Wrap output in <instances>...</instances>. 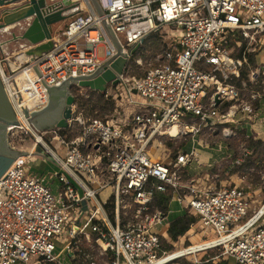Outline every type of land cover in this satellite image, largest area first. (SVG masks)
<instances>
[{
	"label": "built area",
	"instance_id": "2783aa9c",
	"mask_svg": "<svg viewBox=\"0 0 264 264\" xmlns=\"http://www.w3.org/2000/svg\"><path fill=\"white\" fill-rule=\"evenodd\" d=\"M80 1L85 15L74 16L61 37H53L50 51L10 69L7 83L0 74L18 118L22 109L46 105L48 87L91 75L116 53L104 21L130 60L129 49L162 28L173 30L176 41L141 78L120 77L116 98L120 107H133L130 115L115 111L110 120L85 121L77 110L73 122L80 131L69 141L58 138V129L30 128L33 153L21 151L27 155L0 177V264L55 262L56 244L74 259L70 247L79 236L95 245L89 264H168L175 259H163L167 216L153 208L155 194L168 191L182 214L196 217L211 236L201 251L221 248L236 264H264V203L245 220L243 189L202 192L182 180L193 153L181 150L173 160L151 162L147 150L155 139H175L173 130L176 138L206 129L223 139L238 132L245 141L264 142V58L257 62L264 55V0H96L101 17L89 0ZM145 22L151 27L129 36L128 25ZM251 154L245 148L235 164ZM36 155L49 158L56 170L29 175ZM107 191L112 196L101 201ZM180 252L193 254L191 247Z\"/></svg>",
	"mask_w": 264,
	"mask_h": 264
},
{
	"label": "rangeland",
	"instance_id": "374dc122",
	"mask_svg": "<svg viewBox=\"0 0 264 264\" xmlns=\"http://www.w3.org/2000/svg\"><path fill=\"white\" fill-rule=\"evenodd\" d=\"M81 3L82 2L80 1V4ZM80 14L85 15L83 11H81ZM72 19L73 18L60 23V31H54L55 38L61 37V33H63ZM152 36H157L156 39L158 40L155 41L154 45L147 44L144 48V44H142L140 49L143 48V50L139 53V57L135 60L132 59L133 62H129L126 77L136 79L141 78L149 67L159 64L163 51L166 50L169 44L175 43L177 34L168 27H165L148 35L144 40ZM4 38V34H0V72L3 70L4 74L7 75L10 71V61L17 66L22 65L25 61L23 62L20 60L18 63L16 60V58H18L17 55L22 52H20V49L15 44L16 42H11L7 49L4 48ZM163 46H165V48ZM103 51V48L98 50L99 57L104 56ZM263 58L264 55L260 54L257 57V62L261 63ZM138 59L141 61L140 64L136 63V60ZM118 88H120L118 84L116 86L109 85L105 93H97L87 89H77L73 87L70 90V93L74 96L77 102L72 120L69 122L71 127L63 133L61 130L57 131L58 138H61L64 141H69L73 136L78 135L80 130L73 122V119L77 115V110L82 113L85 121L110 120L116 115L117 112L115 111L130 115L134 109L133 107H120V100L119 98H116ZM105 101H114L115 109L112 113L103 112L100 109L102 103ZM33 142L34 139L28 129H14L10 131L8 135V143L10 147L18 151L30 149ZM53 145L56 146V144ZM247 146L248 142L244 140L242 133L237 132L236 137L223 139L219 133L214 134L205 129L196 136L187 135L172 140L155 139L147 150L151 162L159 160L166 161L167 159L173 160L175 154L181 150L193 153L192 162L183 169L182 180L185 183L193 182V185L202 192L217 191L222 187L228 186L243 189L248 195V214L245 218L246 220L264 203V148L252 152L248 159L249 161L247 160L242 165L235 164L243 150H245V148L247 149ZM38 150L40 151V148ZM59 154H62L60 150ZM28 163L27 171L31 176L41 177L49 173L47 171L51 172L55 170V166L49 158L48 160L42 159L36 155L32 156ZM258 189V194L253 193V190ZM111 196V192L107 191L104 193L103 200H109ZM181 213L180 205L171 201L167 218L161 232L165 234L169 223L180 216ZM186 213L187 212L184 214ZM124 217L126 220L130 219V211L127 213V216ZM203 232L204 231L201 230L198 221H196V223L191 226L190 230L183 237L179 238L177 242H171L167 236H165V239H163L165 244L161 241L162 248L166 253L164 257L175 252L183 251L188 247L198 246L209 241L211 236L207 237ZM90 241L91 242L88 243L85 236H79L76 238L70 247L71 252L74 254V259L69 256V253L66 250H63L62 244H56L53 255L56 256L57 261L43 264H89L87 253H91V249H96L93 240L90 239ZM168 245L171 246L169 250L167 249ZM206 263L236 264L234 259L227 258L223 255V249L221 248L198 251L177 258L168 264ZM97 264H103V262L98 261Z\"/></svg>",
	"mask_w": 264,
	"mask_h": 264
},
{
	"label": "water",
	"instance_id": "95a60500",
	"mask_svg": "<svg viewBox=\"0 0 264 264\" xmlns=\"http://www.w3.org/2000/svg\"><path fill=\"white\" fill-rule=\"evenodd\" d=\"M89 1L101 17L102 11L96 0ZM80 12V2L76 0H0V34L9 33L10 42L28 43L30 48L25 51V56L32 60L51 50L54 26ZM103 25L116 53L93 74L70 78L59 86L48 87V100L42 109L33 112L22 109V115L31 127L38 131L65 130L73 117L75 98L70 93L73 87L105 93L109 85L119 84L131 60L123 53L122 45L112 29L105 21ZM143 43L144 38H141L129 49V56L134 57ZM17 127H20V121L0 75V177L19 156L27 155L8 143L11 129Z\"/></svg>",
	"mask_w": 264,
	"mask_h": 264
},
{
	"label": "trees",
	"instance_id": "16d2710c",
	"mask_svg": "<svg viewBox=\"0 0 264 264\" xmlns=\"http://www.w3.org/2000/svg\"><path fill=\"white\" fill-rule=\"evenodd\" d=\"M157 37V36H156ZM156 37H148L144 40V46H147V44H155V41L158 40L156 39ZM167 44V43H165ZM165 48V46H163ZM143 48L139 49L137 51V53L134 55L133 60L137 59V57H139V53L142 52ZM133 60H131L133 62ZM130 61V62H131ZM250 61L253 64L254 60H253V55L250 56ZM129 67V65H128ZM128 69H126L125 72H127ZM77 102V100L75 99V103ZM100 109L103 112H107V113H112L115 109V103L114 101H105L104 103H102V106L100 107ZM71 127V126H70ZM68 127V128H70ZM61 130V132H65L66 130ZM74 137V136H73ZM72 137V138H73ZM70 140V139H69ZM248 142V146L247 149L251 150L252 152L257 151L259 149H263L264 148V142L257 140V141H253L251 139L247 140ZM249 161V160H248ZM254 162V161H253ZM172 200V193L171 191H168L167 193H156L154 196V203H153V208L158 210L159 212H161L164 216H167L168 211H169V204ZM108 208L112 209V205H108ZM110 218L113 221V215L110 214ZM198 219L192 215L189 214H183L181 216H178L177 218H175L173 221H171L167 227L165 236H167V238L171 241V242H177L179 238L183 237L191 228L192 225H194L196 223ZM162 243L165 244V241L162 239ZM171 248L170 245L167 246V249L169 250ZM208 264V263H206Z\"/></svg>",
	"mask_w": 264,
	"mask_h": 264
},
{
	"label": "bare ground",
	"instance_id": "6f19581e",
	"mask_svg": "<svg viewBox=\"0 0 264 264\" xmlns=\"http://www.w3.org/2000/svg\"><path fill=\"white\" fill-rule=\"evenodd\" d=\"M76 1H79V0H76ZM80 7H82L81 9H83V5H81ZM149 27H151V23H150V22H145V23H142V24H134V23H133V24H130V25L127 26L128 34H129L130 37H134V36L137 35L139 32H141V31H145V30H147ZM17 57H18V58H16V60H17L18 62H19L20 60H21V61H27V60H28V58L25 56V53H19V54L17 55ZM9 65L12 67V70L17 69V67H18L15 63H13V62H11V61L9 62ZM10 66H9V68L11 69ZM0 74L2 75V78H3V80L5 81V83H7V76H6V75H3V74H4V73H3V70H1ZM21 79H22L21 75H18V76H17V79H16V83H17L18 85H21ZM8 90L11 91V90H10V87H9ZM22 93H23L22 95H24V97L26 98L27 96H26V94L24 93L23 90H22ZM25 101H26V100H24V102H25ZM25 105L29 106L30 103L27 102ZM21 109H22V108H21ZM18 113H19V112H18ZM19 121H20V127L12 128L11 130H14V129H20V130H22V129H28V130H30L31 126L28 124L27 120L23 117V115H22V116L20 115V113H19ZM171 133H172L171 136L176 138L175 130H173ZM32 151H33L32 148H30V149L28 150L29 153H33ZM175 203H176V202H175ZM173 205H174V203H173ZM202 245H207V243L204 242V243H202L201 245L191 247V252H192V253H196V252H198V251H201V249H203V248H200V247H202ZM198 248H199V249H198ZM180 253H181V252H175V253L169 254L167 257L163 258V259H164V263H168V262H170V261H172V260H174V259L180 257L181 255H183V254H180Z\"/></svg>",
	"mask_w": 264,
	"mask_h": 264
},
{
	"label": "crops",
	"instance_id": "0c3cea01",
	"mask_svg": "<svg viewBox=\"0 0 264 264\" xmlns=\"http://www.w3.org/2000/svg\"><path fill=\"white\" fill-rule=\"evenodd\" d=\"M9 7H10V6H9ZM81 8H82V7H81ZM59 29H60V24L54 26V31L56 30V31L59 32V31H60ZM1 34H4V37H5V38H4V41H5V42H4V48L7 49V48L10 46V43H11V42H10V39H11V38H10V34H9V33H1ZM54 36H55V35H54ZM15 44H16L17 47L20 49V52L22 51L21 53H25V51H27V50L30 48V45H29L28 43H26V42H18V43L16 42ZM22 46H23V47H22ZM17 62H18V61H17ZM23 62H24V61H23ZM18 63H19V62H18ZM260 129H261V130H264V125L261 126ZM55 170H56V168H55ZM55 170H54V171H55ZM47 172L51 173L52 171H51V172H50V171H47ZM45 175H46V174H45ZM45 175H44V176H45ZM54 187H55V186H54ZM257 191H259V189H258V190H253V193L258 194ZM104 193H105V192H103V193L100 194V200H101V201H105V200H103ZM173 202H175V201H173ZM180 208H181V207H180ZM181 211H182V209H181ZM181 215H182V213L180 214V216H181ZM165 233H166V232H165Z\"/></svg>",
	"mask_w": 264,
	"mask_h": 264
}]
</instances>
